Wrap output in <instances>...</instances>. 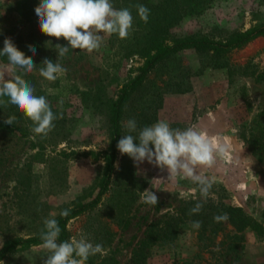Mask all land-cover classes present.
Wrapping results in <instances>:
<instances>
[{"label": "rangeland", "instance_id": "1", "mask_svg": "<svg viewBox=\"0 0 264 264\" xmlns=\"http://www.w3.org/2000/svg\"><path fill=\"white\" fill-rule=\"evenodd\" d=\"M195 1L200 0H111L115 8L132 13L128 37L105 36L101 48L91 54L69 49L58 60L67 71L50 82L40 74L42 61L56 62L57 44L68 42L40 31L35 15L40 0H0V49L5 37L26 56H32L28 46L36 48V65L24 79L34 86L35 95L47 98L58 117L42 137L14 106L0 108V120L17 117L13 130L0 124V245L4 239L38 233L45 218L76 199L94 197L102 158L65 157L62 152L108 148V106L118 87L136 73L146 38L156 26L169 22L172 36L221 38L264 21V0H205L194 11ZM137 4L150 10L147 23L138 15ZM4 66L12 67L0 56V68ZM133 118L138 130L164 120L173 129L195 127L229 146L213 167L198 170L214 181L199 214L222 233L241 235L237 264H264V36L220 56L183 50L158 64L125 104L119 140L127 134L124 124ZM146 189L157 195L156 206L142 202ZM201 199L197 184L170 178L167 168L146 160L135 165L116 148L107 190L93 207L67 221L68 240L83 233L93 244L103 245L106 255L91 256L85 264H173L197 252L198 229L192 227L197 214L189 215V210ZM226 206L248 217L240 231L228 218H210L227 213ZM150 227L167 232L174 228L175 236L150 242L135 263L133 252ZM48 254L42 244L20 247L0 264H44Z\"/></svg>", "mask_w": 264, "mask_h": 264}, {"label": "clouds", "instance_id": "2", "mask_svg": "<svg viewBox=\"0 0 264 264\" xmlns=\"http://www.w3.org/2000/svg\"><path fill=\"white\" fill-rule=\"evenodd\" d=\"M135 7L141 20L147 23L150 10L142 4ZM35 15L43 34L57 39L63 37L68 42V46L57 44L56 62L47 58L42 61L44 67L40 69V74L50 82H55L60 74L67 71L58 60L69 49H79L91 54L101 48L105 36L116 34L120 39H126L133 28L130 9H117L111 0H40L35 8ZM3 44L0 56L7 57L8 65L12 67L0 68V108L11 104L25 118L31 120L33 133L46 137L54 128L53 122L58 117L52 111L47 98L35 95L34 86L24 79L36 65L32 58L36 54V48L28 46L32 56H26L11 38L5 37ZM10 72L16 74L10 75ZM16 119L15 115H9L3 122L12 126ZM124 128L127 134L116 145L120 154H127L135 165L146 160L161 170L167 168L170 178L188 179L197 184L202 199L189 210V215L199 214L214 181L201 175L198 170L202 167H213L217 158L226 155L229 146L213 140L206 132L195 127L173 129L164 120L138 130L137 122L133 118L124 124ZM137 140L139 142L135 143ZM142 202L156 206L158 197L153 191L146 189L143 191ZM70 211V208L63 209L59 215L67 217ZM227 218V213H224L214 216L213 220L219 222ZM201 226L202 221H192L194 229ZM60 233L59 222L54 216L43 220L39 236L42 248L49 253L44 264H85L91 256L106 255L102 244H93L83 233L78 239L72 238L58 243Z\"/></svg>", "mask_w": 264, "mask_h": 264}, {"label": "trees", "instance_id": "3", "mask_svg": "<svg viewBox=\"0 0 264 264\" xmlns=\"http://www.w3.org/2000/svg\"><path fill=\"white\" fill-rule=\"evenodd\" d=\"M205 0L195 1L192 8L194 11L202 8ZM187 7V6H183ZM190 9V7L188 8ZM170 23H165L164 26H156L153 30V34L148 35L146 40L148 46H146L142 53V62L137 67L136 73L123 82L117 89L115 98L108 106L107 116V136H108V148L100 151H84V152H62L65 157H77V156H89L96 160L98 157L104 161L101 173L96 181V194L89 200H74L72 204L64 207L63 209L70 208V214L67 217H61L59 215L61 209L54 218L58 220L61 228V233L58 239V243L68 240V232L66 230V223L71 218L81 214L82 212L93 207L100 199V197L107 190V186L110 180V175L113 170V163L116 157V145L119 140L120 134V121L122 111L127 103L131 94L141 86L145 80L147 74L155 68L158 64L170 59L177 53L183 50H193L198 53L210 54L212 56H220L227 53L230 50L239 48L256 37L264 36V21L253 25H250L244 29H238L227 33L221 38H214L205 34L192 33L183 36H172L168 32ZM1 37V33H0ZM4 123L0 120V124ZM5 128L13 130L16 128L13 123L12 126L6 125ZM226 212L228 220L232 226H234L236 232L240 231L246 226L249 221L248 217L238 211L236 207L226 206ZM197 220L202 221V226L198 229L197 237V252L189 257L174 261L173 264H237L239 259L238 251L242 248L241 235L237 233L221 232L216 224H208L206 216L200 214L196 215ZM210 218H213L212 216ZM43 227V226H42ZM175 229H170L168 232L163 229H155L150 227L146 238L139 244V248L133 252L134 262H138L140 257V251L146 249L150 242L155 241L158 238H174ZM220 233V238L216 239L217 233ZM39 233L28 235L24 238L14 237L4 239L0 245V260L12 250L16 248H24L32 245L42 244ZM207 254V257L203 258L202 253Z\"/></svg>", "mask_w": 264, "mask_h": 264}]
</instances>
